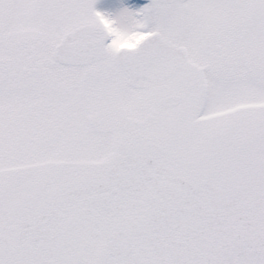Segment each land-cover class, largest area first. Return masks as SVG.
I'll return each mask as SVG.
<instances>
[{"label":"snow or ice","instance_id":"6c2138e0","mask_svg":"<svg viewBox=\"0 0 264 264\" xmlns=\"http://www.w3.org/2000/svg\"><path fill=\"white\" fill-rule=\"evenodd\" d=\"M0 264H264V0H0Z\"/></svg>","mask_w":264,"mask_h":264}]
</instances>
